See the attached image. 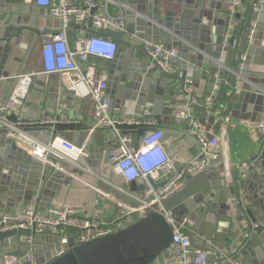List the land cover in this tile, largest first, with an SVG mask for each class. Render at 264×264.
<instances>
[{"label": "water", "instance_id": "1", "mask_svg": "<svg viewBox=\"0 0 264 264\" xmlns=\"http://www.w3.org/2000/svg\"><path fill=\"white\" fill-rule=\"evenodd\" d=\"M120 1L125 17L123 29L120 31L111 29L110 32L103 34L111 37L118 45L117 56L105 72L108 76V94L112 105H117L119 109L125 107L134 118L139 119L140 124L116 125L117 130L125 134L127 131H134L138 137H142L154 128L175 124L186 127L191 118L180 120L177 113L189 110L199 114L197 120L200 123L204 124L206 117H209L213 124L217 114L214 111H207L204 107L195 106L193 102L196 99V90L192 92L188 90L189 87L197 89L199 79L207 81L211 75L218 74L220 67L217 61L220 59L223 60L222 75L225 78L229 74L227 78L229 89L232 91L225 99L223 115L240 121L252 120L253 123H259L264 119V75L250 69L253 64L264 65V59L258 58L259 54L264 55V1L260 3L259 0H250L247 8L248 0H239L247 11L238 35H233L236 29L228 26L232 18L228 8L236 0ZM21 11L23 10L17 6L7 3V0H0V80L2 77L4 79L10 77V71L4 64L13 45L21 44L25 32L31 35L36 32L37 24L34 19L25 17ZM234 17L239 19L241 16L236 14ZM192 23L201 31L199 38L191 37L188 33ZM252 30L254 35L250 38ZM228 33L232 35L229 36ZM157 43L164 44L169 49L178 48L179 71L166 72L159 61L150 54V45ZM190 63L202 70V73H193ZM205 66L209 67L203 69ZM44 79L39 77L35 82L44 86ZM57 79L59 81L57 75H51V80ZM212 89V85L208 87V96ZM61 93L66 97V104H70L69 100L81 103L80 99L72 98L71 93ZM179 102H183L186 107H177ZM254 103L258 105L256 107L260 111L258 115L249 113L250 108L247 105ZM145 109L148 110L147 114H144ZM49 116L50 114H47V117ZM67 116L68 122H58L53 126L54 129L52 126L36 124L26 130L33 135L42 130L49 131L50 136L60 132L64 138L78 144H82L88 138L90 146L95 143V134L101 133L103 144L94 146V157L100 159L105 153L104 163L108 164L111 143L117 137L116 132L101 127L91 133L94 124L84 127L81 121ZM119 116H122V113ZM10 119L18 122L15 116H11ZM23 121L27 122V119ZM0 146L7 148V153L12 151V155L15 154V158L6 160L3 166L0 163V210L4 209L5 213L11 212L16 204L31 205L32 197L39 191L43 194V203L39 209L44 211L46 210L44 201L48 203L47 207H51L52 200L62 185H70L71 178L63 177L61 169H57L54 162L42 166L37 160H32L33 157L24 155L23 147L13 137L1 130ZM213 163L215 166L212 170L193 177L188 176L187 185L164 200L158 212L150 213L127 230L82 245H78L73 237L63 239L61 243L66 252L62 258L52 257V251L60 243L57 236L39 234L34 228L0 232V255L22 256L33 248L37 264H77L75 261L77 257L80 258L81 264H84V261L85 263L87 261V264L96 261V264H109V256L117 259L120 264H152L162 252L164 247L161 242L170 231L163 215L166 213L172 216L177 226L185 220L192 224L191 236L195 249L213 252L218 264H231L221 260V253L231 237L234 221L240 219L237 217L241 211L251 223L257 222L258 219L264 225V150L260 160L261 172L253 174L245 184V188L257 193L254 196L244 195L249 206L243 209L236 205L235 213L232 208L234 202L229 201L226 173L216 168V163L222 165V159H217ZM63 168L70 171L69 173L73 171L67 166ZM62 178H65V181L61 186L56 184ZM230 190L233 195L236 194L234 186ZM235 203L237 204L236 201ZM213 216L228 221L230 228L228 237L217 240L211 236L207 223L212 221ZM253 233L241 249L242 255L250 252L256 239L263 240L264 231L263 236ZM21 237L32 238L33 243L20 242ZM11 240H14V245H11ZM44 241L50 243L46 250L42 247ZM199 241H202L204 246L198 245ZM215 242H219L216 244L217 248L211 245ZM18 246L21 247V251L13 252L12 250ZM240 263L248 264L245 261ZM251 264L258 262L251 261Z\"/></svg>", "mask_w": 264, "mask_h": 264}, {"label": "built area", "instance_id": "2", "mask_svg": "<svg viewBox=\"0 0 264 264\" xmlns=\"http://www.w3.org/2000/svg\"><path fill=\"white\" fill-rule=\"evenodd\" d=\"M26 1L48 9L51 16L59 20L55 34L48 32L49 28L46 27L38 29L42 42V73L46 76L57 75L62 92H69L76 99H89L93 103L92 133L101 127L116 132L118 144L110 151L108 176L99 178L118 189L121 188L112 183L116 178H122L126 183L137 181L145 187L141 195L130 194V205L122 207L112 221L84 216L80 209L68 206H52L44 211L35 206L13 209L9 213L0 211V232L34 228L39 234L57 236L60 243L52 251V257L60 258L66 252L61 243L63 239L73 237L78 244L106 237L126 228L132 222L143 219L151 210L161 207L164 200L187 185L188 176L193 177L211 169L212 163L220 157L221 138H209L200 132L197 118L191 113H180V117L184 119L191 118L189 132L197 138L200 152L196 158L179 166L176 159L170 157L165 150V134L161 128L146 132L138 141L133 135L116 129V125L140 124V121L133 116H119L112 112L107 77L100 73L97 65L91 61L92 59L113 61L117 56V43L103 34L110 32L111 29L119 31L123 29L125 17L120 0ZM259 1L262 3L264 0ZM228 10L232 15L230 19L232 27L234 16L240 12L246 13L239 0L230 5ZM73 28L76 30L75 47L70 45V32ZM253 35L254 30L251 31L250 38ZM150 54L159 61L166 72L175 71L180 55L177 48L169 49L164 44L157 43L150 45ZM81 63H85L86 66L83 67ZM36 76V73L17 76L16 85L8 100L0 99V130L7 132V135L13 137L20 146L28 147L31 156L46 165L54 161H65L83 167L81 162L90 156L87 150L88 141L76 144L54 133L49 141H42L26 130L36 124L52 126L54 129L53 126L58 122H68L64 104L55 106L52 115L38 122L23 121L31 85ZM212 87L210 96L203 100L195 99L193 104L216 113L215 107L220 104L218 108H222L221 103H225V99L232 91L229 89L228 78H224L222 74L214 75ZM147 111L145 109L144 114H147ZM11 116L17 117L18 122L11 121ZM227 121H230V118H227ZM252 130L264 141V120ZM49 156L53 160H50ZM239 171V179L243 181L255 173H260L261 166L255 162L243 161L239 164ZM237 205L246 208L243 194L237 199ZM167 217L174 226L172 243L166 255L158 256L154 264H211V252L193 247L192 238L188 233L190 223L185 221L177 226L172 218ZM240 221L243 231L238 234L234 243H230L221 253V260L224 262L241 264L239 260L241 249L253 231L259 228L257 223L247 225V219L242 211ZM26 242L33 243V240L26 238ZM0 264H37L34 249H29L22 256L0 255Z\"/></svg>", "mask_w": 264, "mask_h": 264}, {"label": "crops", "instance_id": "3", "mask_svg": "<svg viewBox=\"0 0 264 264\" xmlns=\"http://www.w3.org/2000/svg\"><path fill=\"white\" fill-rule=\"evenodd\" d=\"M7 3L17 6L18 8H20V10L22 9L23 11H21V13L25 17H28L29 19H34V22L37 24V27H36V32H34L32 35L28 34V32H25L20 45L18 46L13 45L11 49V53L6 63L4 64V67L10 71V77L9 79H4L2 77L0 80V99L8 100L16 85L17 76L27 73H36L37 76L34 78V81L31 85L30 95L27 100V112L25 115V119L29 121H36L38 119L46 118L47 114L52 115L53 113L52 109H54L55 106L64 104L65 112L67 115L71 117V119H75V120L76 118L78 120L81 119L79 121L82 122V125L84 127L93 124V117H94L93 103L89 99H83L81 100V103H76L73 102L72 100H69L70 104H66L65 102L66 97L61 93L62 90L60 88L58 79L51 80V76H46L42 73L43 72V62H42V54H41L42 42L40 39L38 29L40 27H46L49 28L48 32L55 34L57 33V28L59 27V20L52 17L48 9L38 7L35 4L28 2L26 0H7ZM249 4H250V0L247 1V8L249 7ZM112 10H114V7L112 8ZM239 14L241 17L239 19L234 20L233 27L236 29V31L235 33H233V35H238L240 33V30L246 18V14H242L241 12ZM228 26L229 28L232 27L231 22H229ZM75 32L76 30H74V28L71 29L70 32L71 47H75ZM188 33L191 37L199 38L201 36V31L199 30V28H196V25L194 23L191 24ZM228 34L229 36L232 35V33H228ZM258 58L264 59V55L259 54ZM179 61H180V55H179V60L175 66L174 72L180 70ZM111 62L112 61L96 60V59H92L91 61V63H95L97 65V67L100 70V73L105 75L107 77V80H108V76L105 72L108 69ZM217 64L220 67V71L218 74H223L221 70L222 69L221 65L223 64V60L221 59L218 60ZM81 65L83 67L86 66L85 63H81ZM189 65L193 73H199V74L202 73V70L195 68L193 63H190ZM208 67L209 66H205V68L203 69H207ZM250 69L252 72L261 73L264 75V65L261 66V65L253 64ZM39 77L45 78L43 80L44 86L35 82V79H38ZM213 77L214 75H211L207 81H205L204 79H199L197 89H194L193 87H189L188 91L192 92L196 90L197 100H203L207 98L209 95L208 87L213 84ZM227 77L229 78V74ZM211 93L212 91L210 92V95ZM38 97H40L39 100L37 99ZM168 100L169 99H167V101ZM225 103H221L223 107L220 109L218 108L220 104H218V107L217 106L215 107L216 110L215 114H217V119L213 124L209 121V117H206V120H204V124L200 122L199 123H200L201 133H204L207 136L221 138V149H220L219 159L220 158L222 159V165H220V163H216V168H218L217 169L218 171H225L226 185L229 188V192H228L229 201L235 203V201L237 202V199L241 194H243V196L244 195L254 196L257 193L256 191L245 188L246 182L250 179V177H252V175L248 179L243 181L239 179V172H240L239 164L242 163L243 161H251L260 165V160L264 150V141L252 129L253 127H256V125L261 123L264 119L259 123H255V122L253 123L252 120L240 121L233 119L227 115H223L225 112V108H224ZM247 106L248 108H250L249 113L251 115L254 114L258 115V113L260 112L256 108L258 106L256 103ZM177 107H186V105L183 104V102L182 103L179 102L177 103ZM112 112L116 115L122 113V115L132 116L131 112L128 111L123 106L120 107L119 109L117 105H112ZM180 113H177V117L180 118V120L184 119L180 117ZM187 113H191L193 117L199 118V114L196 113V111L194 110H189V112ZM227 118H230V121H227ZM161 129L164 131L165 134V139H164L165 150L170 157L176 159L177 165L179 166L185 165L199 155L200 145L197 138L190 134L189 124L186 127L180 124L163 126ZM126 134H131L136 139L139 138L134 131H127ZM58 135L62 136L60 132H58ZM34 136H36L42 141H48L51 137L50 132L47 130H42ZM87 141L88 138L85 139L83 143ZM94 142L95 143L93 146L88 145L87 150L90 156L89 158L81 162L83 167H77L65 161H54L56 162L55 164L57 169H61V172L64 175L63 177L65 178L70 177L71 182L70 185H62L63 187L61 188V190L58 191L55 197L53 198L51 207L52 206L74 207L80 209L82 211V215L84 216L96 217V218L99 217L100 219H104L106 221H112L122 207L130 205V194L141 195L145 187L143 186L142 183L137 181L133 183H126L122 178H116L113 182L111 181L121 189L114 187L112 184H109L108 182L102 181L99 178V176H103V177L108 176L107 171H105L107 168V164L104 163L105 153L101 155L100 159H96L94 157V146L98 144L99 145L103 144V141L102 138L100 139L99 137H97ZM117 144H118V140L116 137V139L111 143L112 148L117 146ZM0 151H1V155H0L1 166H3L6 160L9 161L15 158V154L12 155V151L8 153L6 152L7 148H3L2 146H0ZM23 151H24V155L27 154L28 156H31L28 147H23ZM17 155L18 153H16V158ZM49 159L53 160V158H51L50 156ZM37 162L41 163L42 166H46V164L43 162H40L38 160ZM64 166L72 168L73 169L72 173H69L70 171L64 169L63 168ZM214 166L215 163H212V167L210 170H212ZM65 178L59 179L58 180L59 182H57L56 184L61 186V183L65 181ZM232 186L236 188L235 195H233L232 191L230 190ZM39 187H41V185ZM42 203H43V194L42 191H39L36 196L34 195L32 197L31 205L29 206H35L37 208H40ZM3 205H7V203H3ZM47 205L48 203L44 201V206H46V208H49L47 207ZM233 205L232 208H233V212L235 213L237 204L235 203V205L234 206ZM29 206H25L23 204H16V207L14 209L24 208ZM248 206L249 204L246 203L247 208ZM3 210L4 209L0 211ZM158 211L159 208H156V210H151L147 214V216L150 213L158 212ZM230 214L231 213H228V215ZM163 215L166 219L168 227L170 228V231L169 234L166 236V238L161 242L164 248L158 256L166 255L167 249L171 244L172 235L174 232V226L172 223H170L167 215L170 218L172 216L166 213ZM146 217H144L143 219H145ZM237 218H240V215ZM143 219L132 222L126 228L111 235L127 230L137 225ZM248 219L249 218H247V222L245 221L246 223H248L247 225L251 223L250 220ZM256 221L257 222L255 223H257L259 228L258 230L253 231L254 232L253 234L258 233L259 235L263 236L262 232L264 231V225L258 219H256ZM240 222H241L240 219L234 221L233 230H232L233 232L230 235L231 237H229V240L226 243V248L229 246L230 243H234L235 239H237L238 237V234H240L243 231ZM208 223H207V228L214 239L221 240L226 236L228 237L229 235L228 232L230 228H229V223L226 219L224 218L216 219L213 216L212 221ZM191 225L192 224H190V229L188 230L190 236L192 234ZM26 238L27 237H21L20 242H25ZM246 242L247 240L245 241V243ZM217 243L219 242L212 243L211 245L217 248L216 246ZM254 243L255 245L250 248V252L245 255L241 254L239 256V260L245 261V263L248 264H251V261H256L258 262V264H263L264 236H263V240L258 238L256 239V241H254ZM197 244L204 246L202 241H199V243ZM11 245H14V240H11ZM11 245L9 246L10 249L12 248ZM49 245H50L49 241L42 242V247L45 250ZM12 251L18 253L21 251V247L18 246L17 249H13ZM210 261L211 264H218L217 258L213 252H211ZM154 262L152 264H154Z\"/></svg>", "mask_w": 264, "mask_h": 264}, {"label": "rangeland", "instance_id": "4", "mask_svg": "<svg viewBox=\"0 0 264 264\" xmlns=\"http://www.w3.org/2000/svg\"><path fill=\"white\" fill-rule=\"evenodd\" d=\"M112 12L114 13V11L112 10ZM97 137H99L100 139L102 138V136H101V133H96L95 134V139L97 138ZM90 149H91V147H90ZM172 218V217H171ZM173 219V218H172ZM174 220V219H173ZM73 233H75V232H73ZM109 236H111V235H109ZM99 239H101V238H99ZM98 240V239H97ZM90 242V241H89ZM93 242V241H92ZM86 243H88V242H86ZM82 244H85V243H81V242H78V245H82ZM65 255V254H64ZM86 255V254H85ZM87 260V259H86ZM75 261H76V263L77 264H81V260H80V258H75ZM97 262V261H96ZM96 262L95 263H93V264H96ZM108 262H109V264H120V263H118L119 261L117 260V259H115V258H113V257H110L109 256V258H108ZM84 264H87V261H86V263H85V261H84Z\"/></svg>", "mask_w": 264, "mask_h": 264}, {"label": "trees", "instance_id": "5", "mask_svg": "<svg viewBox=\"0 0 264 264\" xmlns=\"http://www.w3.org/2000/svg\"><path fill=\"white\" fill-rule=\"evenodd\" d=\"M137 140H139V138H137Z\"/></svg>", "mask_w": 264, "mask_h": 264}]
</instances>
